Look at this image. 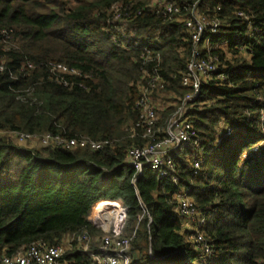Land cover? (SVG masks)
<instances>
[{"label":"trees","instance_id":"obj_1","mask_svg":"<svg viewBox=\"0 0 264 264\" xmlns=\"http://www.w3.org/2000/svg\"><path fill=\"white\" fill-rule=\"evenodd\" d=\"M162 1L178 12L149 0H0V257L68 240L60 264H96L104 236L91 214L107 201L126 208L136 264H264V146L249 151L264 142V0ZM200 18L208 26L195 43ZM196 59L216 67L187 100ZM159 93L170 102L156 104ZM143 96L155 113L150 137ZM178 108L200 142V173L185 146L165 176L145 167L133 184L127 152L163 140ZM44 135L107 144L66 149L42 145ZM183 189L205 218L197 232L209 257L182 235Z\"/></svg>","mask_w":264,"mask_h":264},{"label":"built area","instance_id":"obj_2","mask_svg":"<svg viewBox=\"0 0 264 264\" xmlns=\"http://www.w3.org/2000/svg\"><path fill=\"white\" fill-rule=\"evenodd\" d=\"M155 5L159 8H164V10L168 13L178 12V6L171 2L166 3L161 1L157 4L151 5V7H154ZM190 25L191 23L187 22V26ZM206 26H208L207 21L204 18H200L197 26L193 28V39L195 43L199 41L200 35ZM210 26L214 32L218 25L214 22L211 23ZM215 67V62L211 59H196L195 61L189 63L187 67V74L184 76L182 81L184 86L191 87V93L186 96L187 100L199 93L201 80H207L208 76L215 71ZM57 68L62 72H67L66 68L62 66H58ZM137 105L141 110L142 123L146 126L145 136L150 137L152 133L151 129L155 121V113L153 111V107L151 106V102L146 98V96H143L137 102ZM190 132L191 124L182 111V114L177 122H175L172 118L169 128L167 129L166 136L163 140L150 145L147 144L148 146L145 145L143 148H131L127 152L126 161L135 171L133 184H135L143 176L145 167L147 170L156 173L158 178L165 176V170L172 166V160L170 159L171 155L181 147L191 146L198 149L200 147V142L198 139H192ZM1 136H4V133L0 131V137ZM10 136L17 142L21 143L37 138L36 136L25 133H14ZM50 142L66 149H70L72 147H88L94 151L99 150L107 144V141H66L58 136L51 137L49 135H44L40 139V143L42 145H47ZM193 160L198 161L197 158ZM196 161H194L195 167L193 166L195 169H197L200 165V162ZM173 181L177 182V179L173 178ZM187 193V190H181L175 195V199L177 201L175 212L181 217L188 215L197 216L199 214L197 212L196 205L188 197ZM95 212L98 219L102 216H110L113 220L112 229L109 231V235L103 237L100 253L93 257L96 264H136L130 259L127 253L130 238L123 237L122 235L126 221V208L118 203L100 201L97 204ZM204 221L205 218L202 217L201 223ZM193 237L197 245L204 244V240L197 231H195V235ZM64 250L65 249L60 245L48 246L39 242L23 248L11 256L0 257V264H60L59 260Z\"/></svg>","mask_w":264,"mask_h":264},{"label":"rangeland","instance_id":"obj_3","mask_svg":"<svg viewBox=\"0 0 264 264\" xmlns=\"http://www.w3.org/2000/svg\"><path fill=\"white\" fill-rule=\"evenodd\" d=\"M62 1L69 2V0H62ZM86 1H90V0H86ZM149 1H150L149 2L150 5H154V4L159 3L162 0H149ZM73 3H74L73 1L72 2L70 1V5L71 6H72ZM159 96L160 97H159V100L157 101V103L155 101H153L154 103L158 104L160 102V100H162V99L164 100V101L162 100V102H165V101L170 102L169 97L166 98L164 95H161L160 93H159ZM180 110H182V109H179L178 108L176 110L174 116H173V120H175V122H177L179 120V118H180V116L182 114V111H180ZM262 115H264V114L262 113ZM224 134H225L224 136H227L228 134H230V130L227 129ZM7 135H8V139H10V140L13 139V137L11 138V136L9 134H7ZM218 140L220 141V139H218ZM18 143H21V142H18ZM24 144H27L30 147H32V146H38L39 142H38V139L36 138V139L31 140V141L24 142ZM146 146H148V145H146ZM259 146H264V142L257 143L255 146L251 147V149H249V151H251V152H257V147H259ZM184 152H185V154H187L186 155L187 158H190V157L192 158V160L190 161L192 163V166L195 167L194 161H196V160H193L195 158H197V160H198L196 162L202 163V161H203V158H202L203 155H202V148H201V146L198 149H195V152L192 151V150H188V151H184ZM200 166L201 165H199L197 167V170H198L197 173H200V169H201ZM188 197H189V195H188ZM96 207H97V205H96ZM96 207H95L94 211L91 214V221L93 222V224H94V226L96 228H98L99 230H101V232H103V236L104 237L105 236H108L109 235V231L112 229L113 220L111 219L110 216H107V217H105V216L103 217L102 216L103 218L102 217H99V219H98V217L96 216V212H95ZM181 222H182V228H183L182 235L184 236V238L187 241H190V242H193V243L196 244V241H195L194 237L190 235V232L191 231L192 232L193 231L194 232L197 231L198 225L202 222V218L200 219V216L199 215H197V216H189L188 215V216H185V217H181ZM201 237L204 240L203 235H201ZM67 241L68 240H65L60 246L62 248H64V249H66V247H67ZM197 247L199 249L204 250V251L206 250L208 252V255H207L208 257H209V255H211L210 249H208V246H206L205 243L204 244L197 245Z\"/></svg>","mask_w":264,"mask_h":264}]
</instances>
